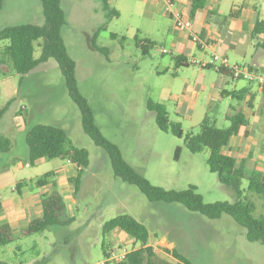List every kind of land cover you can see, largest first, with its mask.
<instances>
[{
	"label": "rangeland",
	"instance_id": "obj_1",
	"mask_svg": "<svg viewBox=\"0 0 264 264\" xmlns=\"http://www.w3.org/2000/svg\"><path fill=\"white\" fill-rule=\"evenodd\" d=\"M242 2L253 3V0H221L211 9L206 25L222 50L229 44L243 46L249 38L244 31L235 29L239 22L231 15L232 5L239 6ZM26 3L27 0L6 1L0 14V30L23 21L25 13L18 7ZM69 5L72 13L62 29V39L75 62L78 90L93 110L102 136L116 145L122 158L151 185L164 190H185L194 186L205 203L234 202V191L220 184L217 175L209 171L206 163L209 151L189 152L184 136L196 135L206 117L215 127L226 129L230 124L225 119L227 114H247L248 122L240 139L234 140L226 152L238 163L245 157L251 167L258 166L259 170L255 171L263 172L264 107L258 104L260 97L257 100L232 97L238 88L236 81L213 68L192 64V60L210 61V55L202 58L194 44L190 51L185 39L186 50L173 44L176 37L187 31L174 25L161 4L151 0H110V7L117 11V16L107 20L101 11V0H72ZM256 5L264 9V0H257ZM177 9L184 13V7ZM104 22V30L94 40L106 51L102 54L94 51L91 44L95 31ZM146 39L155 45L148 54H143L141 45ZM258 42L261 43L251 39L244 60L227 49L229 62L252 64L255 61L259 65L257 69L264 74V49L257 46ZM40 43L42 40L34 45L35 58L40 56ZM6 44L0 43V47ZM180 54L188 57L187 67H175L174 58ZM0 59L5 60L2 56ZM0 71V98L3 99H0V109L7 106V112L0 119V135L9 137L13 144L11 152L0 154V165L11 162L8 167L16 181L27 183L22 192L33 191L41 175L50 171L64 173L70 165L69 179L62 177L58 191L70 208L68 214L74 217V222L66 228L54 227L22 239L17 238L19 229H14L15 241L1 248L0 262L101 264L105 260L104 242L108 253L123 254L140 247L131 240L120 241L115 234L102 233L105 222L129 215L148 229L153 248L165 252L166 241L163 240L161 246L158 244L165 238L191 264H264V247L248 242L245 229L230 216L210 220L180 204L150 202L137 187L116 177L106 152L83 132L79 109L70 99L65 80L53 59L23 77L5 64L0 66ZM16 88L19 91L16 103L9 99L6 102L7 97L2 94ZM222 92L230 96L222 97ZM148 100L165 105L169 119L181 124L182 138L157 128L153 113L146 107ZM20 107L26 112L19 114L25 128L17 133L22 124L15 119L14 111ZM36 124L63 129L75 148L88 152L89 164L81 173L75 193L70 181L75 166L70 161L41 159L33 166L26 165L25 133ZM177 148H180L178 158L175 157ZM18 162L24 167L16 171ZM246 186L244 179L242 187ZM10 194L9 189L2 191V198ZM12 194L17 196V193ZM249 197L256 205L255 215H264V199L252 194ZM170 257L171 264H182Z\"/></svg>",
	"mask_w": 264,
	"mask_h": 264
},
{
	"label": "trees",
	"instance_id": "obj_2",
	"mask_svg": "<svg viewBox=\"0 0 264 264\" xmlns=\"http://www.w3.org/2000/svg\"><path fill=\"white\" fill-rule=\"evenodd\" d=\"M208 0H191L187 15L194 18L196 14L205 7ZM44 23L42 26L30 24L11 25L0 30V43L6 45L0 47V66L7 65L12 72L19 76L30 74L40 64L53 59L65 80L67 93L73 103L78 107L81 116L83 132L101 147L109 157L113 173L128 185H133L146 196L150 202L176 203L182 205L191 212L199 213L210 220L221 218L223 215L230 216L239 226L245 229V238L250 243H260L264 247V215H255L256 205L250 199L249 194L264 199V175L253 170H246L245 162L240 163L226 154L232 138L239 135L241 128L247 124V117L242 112L227 114L225 119L229 121L226 129H219L211 123L208 117L200 124L196 135L186 134L179 122L171 121L164 104L147 101V110L153 113L157 128L162 132H169L177 138L184 136V144L189 152L196 154L205 149L209 151L206 160L209 171L217 175L218 182L223 186L230 187L236 200L229 202L205 203L194 186L185 190H164L150 184L141 174L131 167L121 155L116 145L108 141L100 133L94 119L93 110L88 101L83 97L77 87L75 77V62L68 55L66 46L62 39V29L67 25L66 14L61 7V0H39ZM4 0H0V11ZM101 7L107 20L111 16H117V11L110 7L109 0H101ZM105 20V21H106ZM105 22L95 31L91 48L105 54L103 48L98 47L94 40L99 32L104 30ZM264 33V21L257 20L253 35ZM114 38L115 36L112 35ZM42 40L38 46L41 50L38 58L34 57V45ZM154 42L146 39L141 45L143 54H148L153 48ZM264 48V42L261 44ZM175 67L186 66L182 64L181 58L175 60ZM230 76L228 71L217 72ZM246 90L234 94L238 99ZM264 107V90L261 91ZM7 106L0 109V117L5 113ZM25 142L28 152V164L33 166L41 159L68 160L75 168V176L70 180L74 193L78 190L80 177L83 169L88 167L89 155L85 149L75 148L67 133L54 125L36 124L26 131ZM11 140L0 135V154L10 151ZM180 148L175 151L178 158ZM56 172H47L36 179L35 188L39 190L41 197L42 214L31 220L28 225L20 231L19 239L34 234L43 233L54 227L66 228L74 222V217L68 214L67 204L58 191ZM247 180L246 188L242 187L243 180ZM125 233L138 249L131 250L125 255L122 264H170L161 259L154 248L148 245L150 234L148 229L129 215H120L105 222L102 226L103 235L113 231ZM15 241L11 227L8 224L0 226V253L1 248ZM104 258L109 256L105 242L102 244ZM175 260L182 264H191L176 248L166 250ZM0 264H8L0 262Z\"/></svg>",
	"mask_w": 264,
	"mask_h": 264
},
{
	"label": "crops",
	"instance_id": "obj_3",
	"mask_svg": "<svg viewBox=\"0 0 264 264\" xmlns=\"http://www.w3.org/2000/svg\"><path fill=\"white\" fill-rule=\"evenodd\" d=\"M6 1L7 0H4L0 14L5 9ZM70 1L72 2V0H61V7L66 14V21H68V18L71 16V13H72L71 12L72 10L70 9V7H68V6H70L69 5ZM151 1H153V3L161 4V2L159 0H151ZM175 1H176V7L177 8L184 7V13L187 15V11H188V8L190 7L191 0H175ZM256 1L257 0H253V3L242 2V4L239 6L232 5L231 15L239 22V26L235 29H238L240 31H244L246 33V35L249 37L248 40L243 43V46L229 44L226 46L227 48H224V50H222L219 43L213 39L211 31H209V27L206 25V23L208 21V17L211 14V9H215L219 5V2H221V0H208L205 7L203 9H201L196 14V16L194 18H190L192 21V32H194L202 40L206 41V43L208 44V46L206 48H200L197 44L193 43L190 40L189 31H187V30H185V31H187V33L182 32L180 37H176L173 44L176 45L180 50H186V44H185V40H186L190 44V47L188 46V48H190V51L193 47L192 45L194 44L196 49L201 53L202 58H204L205 56H209V55L211 57L212 53H217V54L228 59L229 52L227 51V49H229L231 54H233L234 56H237L238 58L241 57L244 60L246 53L249 50V42L251 41V39H257V40L261 41V43L258 42V44H257L258 47L259 46L262 47L261 44L264 42V33L258 34V35H253L256 21L257 20L264 21V9L258 8L256 5ZM109 2H110V0H109ZM18 9L21 12L25 13V17H24L23 21L17 25H20V24H30V25H35V26H42L43 25L44 19H43L42 8H41L39 0H27V3L22 5V6H19ZM101 11L103 12L102 7H101ZM218 12H220V11H218ZM165 15L171 20V18L166 13H165ZM197 20L199 21L198 23H196ZM212 24H214V23H212ZM238 47H242V49H240ZM220 50H221V52H220ZM177 58H181L182 64L187 63L186 67L189 65L188 61H187L188 57L186 55L180 54V55L176 56L174 58V60H176ZM231 63L238 64L241 66H245V67L251 68V69L261 73L257 69L256 66H259V65H256L257 63H255V61L252 64L241 63L239 61H234ZM180 67H185V66H180ZM177 68H179V67H177ZM0 74H1V71H0ZM220 75H222V74H220ZM222 76L230 78L231 80H233L230 76H225V75H222ZM233 81H236L238 83V88L234 91L232 97H234V94L238 93L239 91L246 90L244 92V94L242 95V97L240 98V100H242L243 97H255L256 100L258 97H260V102L258 104H260L261 107L263 108V99H262V95H261V90L257 86H255L254 84H251V83L243 82V81H237V80H233ZM253 87H256V88L254 89ZM18 94H19V91L16 88V89H10L8 91V93H6V94L3 93L2 96L7 97L6 102H9L8 101V99H9L13 104H15L17 101L16 98H17ZM221 95H222V97L230 96L229 93H226V92H222ZM1 101H3V99H1ZM10 108L8 109V111L10 110ZM5 112H7V111H5ZM24 112H25V109L22 107H20V110L14 111L15 119L17 121L19 120L20 124H22V127H20L19 129L16 130L17 133L21 132L23 130V128H25L24 127L25 122H24L23 118L20 119V115H19V114L24 113ZM246 115L247 114H245V116ZM2 116L0 117V119L2 118ZM256 121H257V119H256ZM247 122H248V120H247ZM244 129H245V125L241 128L239 135L231 139L228 147H230L232 145L234 140L240 139L241 133L244 131ZM13 134H16V133L14 132ZM2 136H4V135H2ZM13 136H15V135H13ZM11 143H12V140H11ZM25 145H26V142H25ZM26 149H27V147H26ZM12 150H13V144H12V147H11L9 152H11ZM226 150H225V153L228 154L226 152ZM9 152H7V153H9ZM228 155L234 157L231 154H228ZM242 161L245 162V167H246L247 171L252 172L254 169L259 170L258 166L251 167L250 164H248V161L245 159V157H243L241 162ZM10 164H11V162H8V164L3 163L0 165V226L3 224H8L11 227L12 234H13L14 229H19V234H20V231L22 229H24L31 220L41 216V214H42L41 197H40L39 190L36 188H34L33 191L31 190L30 192H22L23 188L25 186H27V183L25 181H19V182L16 181L15 174H13L12 170L8 167ZM26 165L30 166L28 164V162ZM23 167L24 166L21 162L16 163V171L21 170ZM70 168L71 167L69 165L68 168H66L64 170V173H60V174L57 173V171H53V172H56V178L55 179H56L57 186L59 189H60V185H61L60 180H62V177L63 176L65 178L68 177V179H69L68 174L72 170ZM75 171H76V168L73 169L71 178H73L75 176ZM260 173H262L264 175V169H263V172H260ZM7 189L10 190L11 194L4 196L2 198V196H3L2 191H5ZM12 193H17V196L14 197ZM64 200H65V198H64ZM65 203L67 204L66 200H65ZM67 208H68V212H69L70 208H69L68 204H67ZM19 234H18L17 238H19ZM112 234H115L116 236H118L120 241L131 240L125 233L120 232V231L115 230L108 235L111 236ZM13 236H14V234H13ZM163 240L166 241V246H165L166 250H172L173 248H176L172 242H168L167 239H165V238H162L158 241V244L160 246L162 245ZM148 245L151 246V244L149 242H148ZM18 250H19V248H18ZM154 250H155L156 254L161 259L169 262L170 264L173 263L170 255L166 252V250H165V252H161L160 250H156L155 248H154ZM127 252H129V251H127Z\"/></svg>",
	"mask_w": 264,
	"mask_h": 264
},
{
	"label": "built area",
	"instance_id": "obj_4",
	"mask_svg": "<svg viewBox=\"0 0 264 264\" xmlns=\"http://www.w3.org/2000/svg\"><path fill=\"white\" fill-rule=\"evenodd\" d=\"M164 7L165 13L171 18L174 22V25L178 29L189 31L190 40L197 44L200 48H206L208 44L206 41L199 38L194 32H192V21L191 19L183 12H180L176 7L175 0H159ZM194 65H200L203 68H213L215 71L220 72L222 70L228 71L230 77L233 80L243 81L247 83L254 84L261 91L264 90V74L259 73L251 68L241 66L238 64L230 63L229 60L217 53H212L210 61H201L196 60L191 61ZM127 251H124L123 254H116L110 252L109 256L101 264H110L111 262L123 263Z\"/></svg>",
	"mask_w": 264,
	"mask_h": 264
}]
</instances>
